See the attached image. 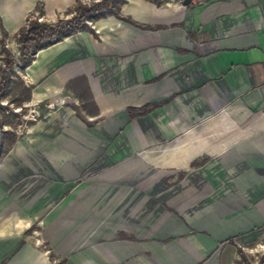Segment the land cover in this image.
Here are the masks:
<instances>
[{
    "label": "crops",
    "instance_id": "0c3cea01",
    "mask_svg": "<svg viewBox=\"0 0 264 264\" xmlns=\"http://www.w3.org/2000/svg\"><path fill=\"white\" fill-rule=\"evenodd\" d=\"M119 14L20 70L21 110L46 109L0 159V264H256L264 0Z\"/></svg>",
    "mask_w": 264,
    "mask_h": 264
},
{
    "label": "rangeland",
    "instance_id": "374dc122",
    "mask_svg": "<svg viewBox=\"0 0 264 264\" xmlns=\"http://www.w3.org/2000/svg\"><path fill=\"white\" fill-rule=\"evenodd\" d=\"M81 1L91 4L97 0ZM74 3L75 0H70L66 4H62L59 0H0V40H3L10 56L19 60V46L16 42V36L18 28L23 26L28 19L36 18L41 22L54 24L58 19H67L73 15ZM4 15H7L8 20L4 19ZM1 48L0 46V77L6 58V53ZM11 80L6 96L0 100V119L2 118L4 122L3 130H9L18 137L24 134L26 126L33 119H39L42 115L41 110H45L46 107L43 104L38 106L36 109L38 117L35 116L36 113H31V110L35 109L34 106H30L26 111L23 108L21 110V106H23L21 101L24 100L25 96L21 71L17 66L13 68ZM68 101L66 99V103L71 102ZM12 139L13 136L10 134L4 136L3 156L11 146Z\"/></svg>",
    "mask_w": 264,
    "mask_h": 264
},
{
    "label": "trees",
    "instance_id": "16d2710c",
    "mask_svg": "<svg viewBox=\"0 0 264 264\" xmlns=\"http://www.w3.org/2000/svg\"><path fill=\"white\" fill-rule=\"evenodd\" d=\"M155 4H161L163 0H150ZM125 0H97L91 4H85L81 0H75L72 8L73 15L67 19H58L54 24H48L41 22L38 19H28L27 22L20 26L16 36V42L19 46V60H15L10 56L3 40H0V46L2 51L6 53L4 60L5 66L0 77V100L6 96L9 84L11 83V75L13 68L17 66L20 70H24L29 66L35 56V54L44 48H47L65 37L70 36L78 31H89L95 34L91 28L90 22L97 19L113 15L120 19L122 18L119 14L120 6ZM129 21V19H126ZM24 99H28L30 96V88L23 86ZM154 106L147 105L143 106L137 111L129 110L131 116L135 114H145L149 112ZM1 110V106H0ZM4 122L1 118V149L0 159L3 154V140L7 134L11 132L3 130ZM13 135V134H12ZM198 163L193 162L195 166ZM241 262L238 264H251L247 261L243 252L239 250ZM257 264H264V255L259 259Z\"/></svg>",
    "mask_w": 264,
    "mask_h": 264
},
{
    "label": "water",
    "instance_id": "95a60500",
    "mask_svg": "<svg viewBox=\"0 0 264 264\" xmlns=\"http://www.w3.org/2000/svg\"><path fill=\"white\" fill-rule=\"evenodd\" d=\"M192 3H193V0H182L183 5H189ZM0 149H1V119H0Z\"/></svg>",
    "mask_w": 264,
    "mask_h": 264
}]
</instances>
